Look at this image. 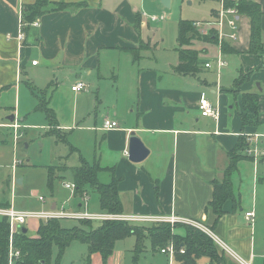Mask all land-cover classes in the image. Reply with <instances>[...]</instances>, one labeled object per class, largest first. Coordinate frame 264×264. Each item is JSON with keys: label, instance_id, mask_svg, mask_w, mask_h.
<instances>
[{"label": "crops", "instance_id": "1", "mask_svg": "<svg viewBox=\"0 0 264 264\" xmlns=\"http://www.w3.org/2000/svg\"><path fill=\"white\" fill-rule=\"evenodd\" d=\"M35 1L0 0V99L2 93L9 92L14 101L11 106L0 100V109L6 119V122H0V141L13 146V139H8L13 134V128L8 125L12 122L18 121L23 124L21 129L26 128L28 120L40 112L49 120L45 111L38 108L42 95L47 106L55 112L56 121L50 122L49 131L56 128L54 133L63 134V137L69 133L74 136L70 153L78 155L76 166L91 161L89 164L100 166L98 179L101 182L117 180L121 213L178 215L202 222L242 261L214 241L218 252L226 259L229 257L236 264H244L243 261L264 264V229L255 222L257 201L247 208L242 197L244 167L249 162L261 165L264 150L263 157L257 160L237 161L229 176L235 198L226 200L224 213L218 216L212 207H208L215 184L220 185L228 177L231 153L236 150L234 154H238L237 147L239 142H244L245 133L264 136L257 131L264 126V66L248 81L235 87L234 83L224 86L220 78L210 82L206 78L198 79V74H177L173 71L176 64L167 68L143 64V56L136 60L134 53L144 40L143 27L151 22L143 11L145 0H51L75 5L45 13L24 31L23 7ZM216 1L219 7L213 9V14L218 19L223 2ZM255 1L261 4L263 11L264 42V0ZM138 15L141 17L140 34L135 27ZM160 17L164 19L165 14ZM238 18L236 38L227 36L232 40L230 44L239 59L237 64L240 63L241 72L252 67L255 70L259 61L264 62V51L260 56L256 55L259 61L252 55L248 57L249 64H245L243 55L248 53L251 23L246 15ZM22 31L25 37L20 40ZM213 45L200 47L207 48L209 53ZM192 47L199 49L194 44ZM34 60L37 64H33ZM208 62L204 60L205 68H208L205 66ZM222 68H218L219 71ZM78 81L86 82L87 89L74 91L72 85ZM64 88L70 92L67 112L56 101ZM246 92L259 96L257 122L252 125H244L240 116L242 96ZM202 97L217 106L218 119L202 116L199 108ZM59 109L65 116L63 123L58 120ZM11 115L14 120L10 119ZM107 120H117L120 127L104 129ZM132 131H136L150 149V154L141 162L129 158ZM252 140L248 143L250 146ZM89 146L92 153L88 159L83 150ZM64 166L66 171L63 174L69 172L73 179L70 168L75 166ZM51 167L48 166V172ZM92 194L98 199V211L90 209ZM85 196L75 210L102 212L96 192ZM41 201L45 205V199ZM0 206L14 207V204L5 200ZM58 207L54 202L46 209H71L68 203ZM250 211L254 216L247 218ZM98 222L99 225L102 223ZM39 224L37 221L36 234L32 237L37 235ZM132 224L154 226L158 223ZM175 230L182 235L186 233L184 226ZM163 248L156 246L155 250L167 257L170 264L173 260L183 264L177 254L172 257L162 252ZM141 251L136 249L135 259ZM209 263L207 258L205 264Z\"/></svg>", "mask_w": 264, "mask_h": 264}, {"label": "rangeland", "instance_id": "2", "mask_svg": "<svg viewBox=\"0 0 264 264\" xmlns=\"http://www.w3.org/2000/svg\"><path fill=\"white\" fill-rule=\"evenodd\" d=\"M145 2L146 6L143 8V11L146 13L148 19L152 15L160 17L162 14H165V18L151 20L150 25L143 27L142 36L144 40L151 41V48L141 51V55L143 56L141 61H143V64L152 63L158 65L160 68H167L178 63L179 54L176 49L179 47L177 40L178 27L182 19L195 21L196 28L202 34L208 33V30L211 28H217L219 32V26L216 24L217 17L215 18L213 14V9L219 7L216 0H173L170 8L165 7L161 0H145ZM225 25L226 30L224 29V35L222 37L219 32L220 43L222 40L231 46L230 41L232 40H229L227 36L228 33H231V27L226 22ZM198 42L202 41L193 42L195 46L199 47L198 50H201L202 47L208 48L210 45L207 42ZM231 50H234L232 46ZM220 52H223L221 45L214 44L211 47V52L204 55L205 58H202L205 62L210 61L212 67L205 68L203 64L202 70L197 77L203 80L206 78L210 82H216L220 78L224 86H231L235 81L234 79L241 75L240 63L237 64L239 59L233 52L227 54V56H223V59L227 61V65L219 71L217 63L219 56H221ZM249 56L258 58L256 54L244 53L243 58L246 65L250 62L248 59ZM262 62V60L258 62L253 74L260 70ZM250 69L253 70L254 67L242 71L248 72ZM69 93V89L64 88L56 99L64 112H67L66 107L70 98ZM11 96L12 94L9 92L2 93L0 100L1 102H5V105L10 104L12 106L14 101L11 99ZM10 107L6 108L9 110L11 109ZM62 110L59 109L57 114L60 123L65 122L63 121L65 116ZM2 111L0 109V122H6L4 118L5 113ZM242 111L247 114L250 123L254 122L255 124L257 122L256 114L245 111L244 109ZM28 123L29 126L20 130V133L22 131L23 133L18 138L16 145L13 144L11 146L10 144L7 145L8 143L5 144L0 141V202L5 200L9 201L14 204L17 210L22 211H41L50 207L54 202L58 204V208L68 203L71 206L70 210H75L81 200L86 196L85 194H82V196L80 194L75 195L76 187L74 189L67 188L66 183L72 184L73 179L69 175V172L63 174L66 171L64 165H78L76 164L78 162V155L70 153V142L73 141L74 136L69 133L63 137V134L59 135L54 133L57 131L56 128H51L49 131L48 128H50L51 124L43 112L33 116L28 120ZM48 131L50 134L47 133ZM257 131L264 134V126L260 127ZM252 134L254 133H245V136L243 135L246 147L239 149L238 154H234L236 158L247 160L255 159L257 155H252L248 152L250 138L253 139L251 143L252 147H258L261 152L257 159L262 156L264 136L261 137L259 134ZM13 136L14 134H11L8 136V139H13ZM83 152L88 154L86 155L88 159L91 158L92 150L90 146L89 148L86 147ZM48 166H53L52 169L55 174L52 184L49 183ZM244 170V173H242L243 203L246 204L247 208H250L252 207V202L257 201L258 215L255 222L264 229V162L259 166L254 162H249L244 167ZM18 179H22V183H19ZM39 196L44 197L45 205L39 199ZM90 209L92 211H98V199L93 194L90 197ZM60 220L62 226L65 228H73L79 225V220L70 218ZM37 221H30L24 226L28 229L29 236L36 234ZM91 223L94 227L99 226L98 221H91ZM200 223L202 222L197 221V224L185 225L202 230L199 226ZM138 243L139 240L136 235H129L118 240L115 244L113 254L105 261L99 253L90 257L88 244L74 240L65 248L60 257H58L57 248H54L50 264H170L167 257L155 250L150 238L145 239L143 251L135 259L134 255H136ZM226 261L225 263L221 262V264H236L229 257H227ZM199 262L200 264H205L207 258L203 257ZM172 264L178 263L173 260Z\"/></svg>", "mask_w": 264, "mask_h": 264}, {"label": "trees", "instance_id": "3", "mask_svg": "<svg viewBox=\"0 0 264 264\" xmlns=\"http://www.w3.org/2000/svg\"><path fill=\"white\" fill-rule=\"evenodd\" d=\"M225 8L234 7L239 15H246L250 18V45L247 52L258 56L264 51V42L262 40L261 19L263 11L261 4L255 0H222ZM83 3H80V5ZM74 3L63 1L52 2L51 0H36L32 4H26L22 11V26L25 31L33 22L42 15L53 10H62ZM135 27L140 34L141 17L137 16ZM195 21L180 20L178 27V44L176 49L179 54V62L173 67V71L180 75H197L202 70L204 64L202 54L208 52L207 48L198 50L193 48L194 41H202L210 44L221 45L224 54L233 52L231 46L221 41L217 28H211L208 33L202 34L195 26ZM151 48L150 40H141L140 46L135 50L134 57L138 60L141 57V51ZM260 66H264V62ZM254 69L248 72H241V75L234 81L235 87L248 81L253 75ZM39 97L38 93H36ZM38 108L43 109L50 122H55V112L49 108L48 102L44 96L40 95ZM259 105L258 93L246 92L242 96V107L245 111L257 115ZM241 119L244 125L250 123L247 114L241 112ZM51 123V124H52ZM245 147V142L241 141L237 149ZM236 150L234 151V153ZM234 153H231V164L228 168V177L219 185L215 184L213 199L208 207L221 216L224 213V203L228 199H234L232 182L230 174L236 168L237 161ZM76 185L75 195L96 192L99 196V202L102 211L110 213H121L122 205L117 188V180L110 183H103L98 179L100 166L98 164H89L83 161L79 166L70 168ZM49 183L52 184L55 174L52 167L49 169ZM92 220H79V225L73 228H65L60 219L42 220L37 229V235L32 237L28 231L22 230L11 234L9 223L6 218L0 219V264H8V257L12 248L19 250L22 254L21 264H50L54 248L58 250V257L62 255L65 248L74 240H79L88 244L89 256L99 253L106 261L112 254L115 244L118 240L129 235H136L139 243L137 252L141 251L146 238H150L154 247H167L174 244L176 247L177 258L183 264H198V260L207 257L209 264H221L227 262L224 255L220 254L215 245L214 239L205 231L197 229L190 225L178 223L172 226L170 223H159L152 225L132 224L127 221L114 220L104 221L98 227H94ZM184 226L186 233L184 235L176 232V228ZM148 227V228H146ZM154 227V228H153ZM190 227V228H187ZM147 229V230H145ZM147 231V232H146ZM183 244V246H181ZM185 249V253H181ZM227 264V263H226Z\"/></svg>", "mask_w": 264, "mask_h": 264}, {"label": "built area", "instance_id": "4", "mask_svg": "<svg viewBox=\"0 0 264 264\" xmlns=\"http://www.w3.org/2000/svg\"><path fill=\"white\" fill-rule=\"evenodd\" d=\"M228 15V17H227ZM238 10L234 7L225 8L224 5L219 13V18L216 20V24L219 26V32L220 36L222 37L224 35V27L225 22L231 27V33L227 34L230 38L235 39L236 38V31L238 30ZM151 20H159L162 19L161 17H158L156 15L150 16ZM227 19V21H226ZM37 21V20H36ZM35 21V23H36ZM25 35L23 31L19 34V39H24ZM222 41V40H221ZM221 56L218 58L217 66L220 69L221 67L226 66L227 62L225 59H223V56H226L227 54H224L223 52H220ZM33 64H37V61L34 60ZM206 67H211V62H208L205 64ZM72 89L74 91H83L87 89V84L84 81H78L77 83L72 85ZM199 108L201 111L202 116L204 117H212L214 119L219 118V110L216 105H214L207 97H202L200 100ZM13 128V143L14 145L17 144L18 138L22 135L23 131L20 133L21 128L23 127L22 123L15 121L11 124H8ZM120 127V123L117 120H107L105 121L103 128L106 130L114 129ZM252 139V138H250ZM248 152L250 154H256L257 156L255 159L258 158V156L261 154L258 147H248ZM67 187L74 189L76 185L74 183L66 184ZM40 200H43L44 197L39 196ZM247 218H252L254 216V212L250 211L247 212ZM6 218L11 234H15L16 232H20L22 228L27 225L32 220H38V221H48L50 219H63V218H70L75 220H92V221H114V220H122L127 221L129 223H170L172 226L181 223V224H197V221L192 219H187L184 217H180L178 215H170V216H164V215H158V216H151V215H124L123 213H110V212H91L88 209L85 210H70V209H44L41 211H22L17 210L13 206H0V218ZM203 231H205L207 234H209L214 241H217L221 244V246L226 251H230L231 254H233L235 257H237L240 261V257L232 251V249L228 248L227 245L221 242L219 238L216 237L214 232L205 224L200 223L199 225ZM181 253H185V249L180 250ZM162 252L168 253L170 256H174L176 253V247L172 243L168 245L167 247L162 249ZM22 257V254L19 250H16L14 248L10 249L9 257H8V264H21L20 258ZM244 264H251L249 262L243 261Z\"/></svg>", "mask_w": 264, "mask_h": 264}, {"label": "water", "instance_id": "5", "mask_svg": "<svg viewBox=\"0 0 264 264\" xmlns=\"http://www.w3.org/2000/svg\"><path fill=\"white\" fill-rule=\"evenodd\" d=\"M162 4L165 7L170 8L172 4V0H161ZM11 120H14V115L10 116ZM150 154V149L145 145L142 138L136 133V131H132L129 138V158L134 162L143 161ZM18 182L21 183L22 179H18ZM68 208V205L66 206ZM22 231L26 233L28 229L26 227L22 228Z\"/></svg>", "mask_w": 264, "mask_h": 264}]
</instances>
